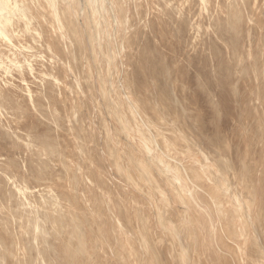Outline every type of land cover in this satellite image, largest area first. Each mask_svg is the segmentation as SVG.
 Returning a JSON list of instances; mask_svg holds the SVG:
<instances>
[{
  "label": "rangeland",
  "instance_id": "rangeland-1",
  "mask_svg": "<svg viewBox=\"0 0 264 264\" xmlns=\"http://www.w3.org/2000/svg\"><path fill=\"white\" fill-rule=\"evenodd\" d=\"M102 1H104L106 9L98 16L99 21L98 17L97 21L90 20V16H87L88 9L83 8L84 4L80 2L78 16L70 15L71 19L76 17L73 24H69L66 19L52 22L47 17L42 19L43 25L42 22L41 25L39 23L40 27L33 21L31 22L37 29L46 28V26L49 29L52 28L51 31L46 28V31H49L44 34L51 39L48 36L42 39V44L50 47L46 53H43L44 55L42 54V60L46 61L44 65L48 66L49 63V66L53 67L44 66L46 68L42 67V69L43 71L48 70L46 73L53 72L52 70L55 69L53 73H49L56 76L55 73L59 70L57 66L61 63L64 64L63 69L66 73H59L56 76L59 84L61 83L60 89L56 90L58 91L57 96L55 95L57 98L49 96L47 83L44 79V81L39 80L41 78L35 75V71H28L24 56L17 57L19 59H16L17 61L13 60V63L19 65V68L11 66L10 72L6 75L7 79L3 78L4 81L9 80L14 86H17V89H20L22 87L16 85V81L20 80L22 74L25 79V84H23L27 85L33 98L30 103H27L25 99L22 100L23 98L19 96L21 94L17 90L15 99L22 106H26L23 109H16L12 105L13 101H10L9 98L5 103L7 105L3 104L0 107V120H6L8 114V116L13 114L12 117L16 118L11 124H8L7 120L3 121L10 134L3 136L4 138L1 137L0 140L4 141L6 138L11 141L8 144L5 139L6 145L0 141V170H2L0 175H7L6 177H9L15 185H23L30 191H37L38 188L40 190L44 186L50 187L55 199L52 203L47 204V207L57 204L70 214L68 216L75 217L74 222L69 223V227L61 223H57V226L54 225L55 229L54 227H50V229L44 227L45 231L42 232V237L45 242L43 240L37 243L32 242L29 230H24L22 235L23 229L26 228L23 227L20 230L17 225L18 221L15 217L17 214H15V208L12 209L15 199L12 195L10 198L8 195V199H6L10 191L7 190V187L5 189V185L0 179V264H64L59 260V257L62 256V258L70 257L67 259L69 264H77L79 260L76 258L80 259V264H99V262L100 264H111L112 261L113 264H130V261L131 264H179V261L173 258V242L175 245L179 243L176 245V254L180 251L181 255H178L180 264H204L206 260L200 256L203 255L202 247L196 249L197 245H193V243L195 244L193 237L188 238L191 245L187 244L189 240L185 237L179 241L171 242L166 233L170 217L161 216L163 221L166 218L167 220L164 221L163 227H160V223H157L160 216L156 215L160 209L163 210V213L173 217L172 219L176 221L173 223L177 224V227L185 228L186 225V228L194 227L189 224L187 219L179 217V212L183 211L186 201L173 195L171 186L180 187L185 183L190 186L191 180L196 187L200 182V174L197 173L202 165L207 168L210 166L212 171H216L214 172L216 174L219 173L218 169L221 171L220 174L223 178V180L221 178V186L223 185L233 194L231 198L230 193L220 191L222 199L226 201L225 208L228 207L227 203L230 199L236 201L242 199L251 203L252 207L249 211L253 212L252 215L249 211L248 213L252 218L244 227H247L246 234L249 239H254L251 228L248 230V227H258L257 224L252 223L258 211L261 212L260 217L264 221V0H206L204 4L200 0ZM95 4H92L93 7ZM69 10L72 11L73 8L69 6ZM165 21H171L170 25L178 26L179 29L172 28V35H169L168 32L167 37L163 38ZM67 24L73 25L76 29ZM66 26L69 27L68 30ZM191 26L194 27V31L190 32L192 36L190 34L188 36ZM71 31L74 33H70ZM69 37L71 42L67 40ZM57 38L60 39L58 40L60 42L57 41ZM73 38L78 39V43H75L76 39L73 41ZM43 40L48 44H45ZM89 40L92 42L90 43ZM59 43L62 48L60 45L58 46ZM78 44L80 45L78 46ZM54 46L59 48H54ZM149 48L152 49L150 58L152 61L150 62L148 59L149 62L147 60L145 62L143 58L145 51ZM139 60H142L144 64L142 62L140 66ZM0 62L10 64L1 55ZM25 70L29 74L24 72ZM103 83L104 85H102ZM2 88L0 85V89ZM64 88H67L65 93H63ZM35 91H38V94L35 95ZM54 98L60 101H56ZM37 99L40 101L35 104ZM33 105H36L35 108ZM18 110L20 111L18 112ZM50 110L57 112L52 114L54 111L49 113ZM28 111L29 113H27ZM57 113L60 114L59 118L56 117ZM28 114H31L30 117ZM34 116L37 119L36 122L44 123L45 121L46 123L50 118V122L53 121L55 125L49 130L46 128V124L49 123L47 122L46 129L39 126L36 128L38 122L35 124ZM7 125L10 127L13 125L11 130ZM124 125L125 127H123ZM19 128H23V130L20 131ZM16 129L18 133L27 132L30 137L44 133L45 143L42 142V145L38 142L39 140L33 139V145L39 143L37 146L43 147L44 153L41 151L43 154L40 153V159L28 148H20L22 145L18 146L19 140L15 138L12 140L11 133L13 131L16 133ZM48 144L50 145L48 146ZM77 147L79 149H76ZM81 152L83 153L80 154ZM79 154L83 155V158ZM42 156L43 158H41ZM136 161L137 163H135ZM161 163H163V167ZM65 164L67 165L65 166ZM157 164L160 165L157 166ZM144 167L150 172L146 177L147 173L145 174ZM249 169L252 170L250 174L247 173ZM74 171H77L76 174ZM162 172H165L167 176L164 174L163 176ZM193 173H196L195 176ZM169 174L175 178L170 177ZM178 174L190 178L182 179L183 177L179 175L181 180L185 181L182 183ZM75 175L78 176L76 181L74 180ZM79 175L83 182L86 181L84 182L85 186L81 185L83 182L79 181ZM91 177L94 179L91 180ZM74 183L76 186L73 185ZM248 184L252 189L251 201L245 197V186ZM74 186L75 191L84 195L81 199L88 208L73 199ZM202 186H204L202 183L199 184L196 190L193 185H191L192 189L188 187L195 201L200 199L199 205L196 206L198 211L200 208V210L206 209L205 203H208L206 202V188L202 189ZM198 187L201 188L198 189ZM208 187L213 190L212 184ZM155 189L161 193L158 192L159 196ZM201 189L202 192H200ZM234 191L237 192V195H234ZM170 193L172 194L170 195ZM86 194L95 196L89 200V198H85ZM34 196L35 192L29 197L32 201H37L39 197ZM160 196L163 202L159 200ZM197 196L200 197L197 199ZM156 206L159 208L158 210ZM123 208L133 212L134 217L137 211H140L153 222L151 228L148 224L147 227L141 228L143 232H146L145 235L150 245L153 243L157 249L161 247L165 253L164 260H155L151 258V255H147L150 251H147L136 237L138 236L139 223L137 227L132 228L128 222L119 217V212H122ZM190 213L192 214L189 212L188 216L193 221ZM7 215H9L8 221L5 220ZM237 217L238 215L234 219L222 220V222L225 227L227 225L231 227L232 220H235L236 223L239 222ZM200 220L199 218L195 219L197 227L199 225L201 227L202 219L200 218ZM225 221L229 224H226ZM123 223H125L124 226ZM82 225L83 230L88 234L82 230ZM236 225V227H240L239 223ZM261 227H264V223ZM195 230L197 231V229ZM197 232L199 233V231ZM114 235L116 236L114 237ZM192 235L194 234L192 233ZM115 246H118L116 250ZM191 246H194L192 249L196 251L191 249V253L189 250ZM131 247H136L137 250L131 249ZM109 249L110 251H107ZM75 250H80V253ZM128 250L131 253L128 254ZM114 254L115 256H113ZM131 256L134 258L132 257V259ZM147 256H149L148 259ZM186 258L188 259L186 260ZM113 259L117 261L115 262ZM232 262L235 263L234 260ZM261 263L259 259V264Z\"/></svg>",
  "mask_w": 264,
  "mask_h": 264
},
{
  "label": "bare ground",
  "instance_id": "bare-ground-1",
  "mask_svg": "<svg viewBox=\"0 0 264 264\" xmlns=\"http://www.w3.org/2000/svg\"><path fill=\"white\" fill-rule=\"evenodd\" d=\"M107 1V0H106ZM112 1H116V0H112ZM80 2H81V4H84V6H83V8H87L88 10V15L87 16H90V20H96L97 21V17L100 15V13L102 14L103 13V10H105L106 8H104V4H103V2L104 1H102V0H0V55L2 56V57H4L6 60H7V62L8 63H10V64H5V63H1L0 62V85H1V87H3L2 89H0V107H1V105H7V104H5L6 102H8L7 101V99H9L10 101L12 100L13 102L12 103H14V104H12L16 109H23V107L24 106H26V105H24V106H22L20 103H18V101H17V99H15V97H17V90H19V93L21 94V95H19L20 97H22L23 99L22 100H24L25 99V101L28 103H30V101H31V99L33 98L32 96H31V92L28 90V88H27V85L25 86L24 84V82H25V79L23 78V75L21 74V76H20V80L19 81H16V80H14V81H16L17 83H16V85H18V86H21L22 88H20V89H17L16 87L17 86H14L13 85V83L12 82H10L9 80H6V81H4L3 80V78H5V79H7V74L10 72V69L9 68H11V66H13V67H15V68H19V65H16V64H14L13 63V60H19L18 58L20 57V56H24V58H25V63L27 64V68H28V71H35V75H37L39 78H41V79H39V80H45L46 81V83H47V90H48V94H50L49 96H51V98H53V97H56L57 96V92L58 91H56V90H59L60 89V84H59V82H58V78L56 77V76H58L59 75V73L61 74H65L66 72L64 71V69H63V65L64 64H62L61 63V65H58L57 67L59 68V70H57V73H55L56 74V76H54V75H52L51 73H53L54 72V70H52L53 72H51V71H49V72H51V73H46L47 71H43V69H42V67L43 68H46V67H44V66H47V64L46 65H44L45 63L44 62H46V61H44V60H42V54L43 53H46V51H47V49L49 50V48L46 46V45H44V44H42L43 42H42V39L45 37V36H48V35H45L44 36V34H45V32H48L49 30L51 31V29H49L48 28V26H46V28H48L49 30L48 31H46L47 29L46 28H40V29H37L35 26H33L32 24H31V22L33 21L34 23H36L39 27H40V25H41V22H42V19H44V17H47V19L49 18L50 20H52V22H54V21H59L60 19L62 20V19H66L67 21H68V23L70 24H73V23H75L74 22V20L76 19V17L78 16V14H79V10H78V7H79V5H80ZM96 2H99V3H96ZM117 2V1H116ZM200 2L201 3H205L206 2V0H200ZM97 5H96V4ZM113 3V2H112ZM180 3H182V2H180ZM95 4V6L93 7V5ZM200 4V3H199ZM207 4V3H206ZM69 6H71V8H73V10L72 11H70L69 10ZM108 6V5H107ZM183 6V5H182ZM110 8V7H109ZM144 8V7H143ZM186 9V8H185ZM86 10V9H85ZM183 10V9H182ZM117 13V12H116ZM72 14H75L76 15V17L74 18V19H71L70 18V15H72ZM188 14V13H187ZM190 14V13H189ZM107 17H109V15H106ZM111 16H113V15H111ZM104 17V16H103ZM95 18V19H94ZM106 18V17H105ZM186 18V17H185ZM189 18V17H188ZM187 18V19H188ZM47 19H45V20H47ZM110 19V18H109ZM103 20V19H102ZM48 21V20H47ZM84 21V20H83ZM88 21V20H87ZM98 21H99V17H98ZM110 21V20H109ZM171 21H172V19H171ZM171 21L170 22H168V21H165V26L163 27V33H164V36L163 35H160V36H163V38L166 36L167 37V33L169 32V35H172V33H173V31H172V28H174L175 29V27L174 26H172V24L170 25V23H171ZM176 21V20H175ZM187 21V20H186ZM44 22H46V21H44ZM173 22V21H172ZM39 23H40V25H39ZM48 23H49V21H48ZM101 23V22H100ZM105 23V22H104ZM106 23H108V22H106ZM174 23V22H173ZM69 24H67V25H69ZM162 24V23H161ZM42 25H43V22H42ZM45 25H46V23H45ZM44 25V26H45ZM84 25V24H83ZM102 25H104V24H102ZM175 25H178V24H176L175 23ZM37 26V27H38ZM69 26H71V25H69ZM108 26V25H107ZM106 26V27H107ZM65 27V26H64ZM67 27V26H66ZM72 28L74 27L73 25L71 26ZM101 27V26H100ZM68 28L69 27H67V30H68ZM75 28V27H74ZM87 28L89 29V27L87 26ZM157 28V27H156ZM176 28H178V26L176 27ZM188 28V27H187ZM194 27L193 26H191V27H189V32H188V36H189V34L191 35L192 33H190V32H192V31H194V29H193ZM71 29V28H70ZM76 29V28H75ZM99 29V28H98ZM101 29V28H100ZM106 29V28H105ZM179 29V28H178ZM65 30H66V28H65ZM64 30V32H66ZM73 30V29H72ZM177 30V29H176ZM175 30V31H176ZM70 31V30H69ZM75 31V30H74ZM74 31H71L70 33H74ZM89 31V30H88ZM99 31V30H98ZM106 31V30H105ZM161 31H162V29H161ZM174 31V32H175ZM180 31V30H179ZM187 31H188V29H187ZM77 32V31H76ZM50 33V32H49ZM56 33H57V30H56ZM62 33H63V30H62ZM67 34V35H70V36H73V35H71V34ZM72 33V34H73ZM78 33V32H77ZM105 33H107V32H105ZM161 33V32H160ZM47 34V33H46ZM58 34V33H57ZM102 34V33H101ZM62 35V34H61ZM65 35V34H64ZM63 35V38L65 37ZM97 35V34H96ZM52 36V35H51ZM56 36V35H55ZM58 36L60 37V35L58 34ZM77 36V35H76ZM192 36V35H191ZM49 37V36H48ZM67 38H68V36H66ZM74 37H75V35H74ZM105 37V36H104ZM47 38V37H46ZM50 38V37H49ZM48 38V39H49ZM90 38V37H89ZM171 38H172V36H171ZM51 39V38H50ZM50 39H49V41H50ZM74 39H76V38H73V41H74ZM81 39V38H80ZM105 39V38H104ZM109 39V38H108ZM111 39V38H110ZM169 39H170V37H169ZM45 40V39H44ZM43 40V41H44ZM53 40V39H52ZM51 40V41H52ZM58 40H60V39H58L57 38V41ZM64 40V39H63ZM66 40V39H65ZM67 40H71L70 39V37H69V39H67ZM78 39H76L75 40V43H78V41H77ZM99 40V39H98ZM107 40V39H106ZM77 41V42H76ZM90 41V40H89ZM109 41V40H108ZM107 41V42H108ZM131 41V40H130ZM132 41H134V40H132ZM45 42V44H48V42L46 43V41H44ZM58 42H60V41H58ZM71 42V41H70ZM92 41H90V43H91ZM52 43V42H51ZM55 43H57V42H55ZM54 43V44H55ZM62 43V42H61ZM98 43V42H97ZM53 44V45H54ZM82 44V43H81ZM95 44V43H94ZM129 44H131V43H129ZM134 44V43H133ZM60 45V43L58 44V46ZM80 44H78V46H79ZM106 45V44H105ZM57 46V47H58ZM53 47V46H52ZM56 46H54V48H57ZM60 47H61V45H60ZM105 47V46H104ZM115 47V46H114ZM59 48V47H58ZM62 48V47H61ZM76 48H77V46H76ZM80 48V47H79ZM107 48V47H106ZM100 49V48H99ZM141 49V48H140ZM139 49V50H140ZM58 50V49H57ZM61 50V49H60ZM77 50H79V49H77ZM55 51V50H54ZM109 51V50H108ZM58 52L60 53V51L58 50ZM62 52V51H61ZM99 52V51H98ZM57 53V52H56ZM49 54V53H48ZM84 54V53H83ZM107 54V53H106ZM44 55V54H43ZM58 55V54H57ZM142 55V54H141ZM144 55V54H143ZM46 56V55H45ZM50 56V55H49ZM81 56V55H80ZM18 57V58H17ZM57 57V56H56ZM152 57V49H147L146 51H145V55H144V61L145 60H147V62H149L150 61V58ZM141 58H142V56H141ZM140 58V59H141ZM3 59V58H2ZM1 59V60H2ZM47 59V58H46ZM56 59V58H55ZM148 59H149V61H148ZM16 60V61H17ZM59 60H60V58H59ZM21 61V60H20ZM56 61V60H55ZM62 61H64V60H62ZM140 61V60H139ZM152 61V60H151ZM150 61V62H151ZM143 61L141 60L140 62H139V65L142 63ZM146 62V61H145ZM18 63H20V62H18ZM50 64L52 65V62H50ZM54 64V63H53ZM143 64H144V62H143ZM150 64V63H149ZM22 66V65H21ZM24 66V65H23ZM67 66V65H66ZM96 66V65H95ZM106 66V65H105ZM141 66V65H140ZM48 68L50 67L49 66V63H48V66H47ZM53 67V66H52ZM52 67H50V68H52ZM140 68V67H139ZM68 71V70H67ZM24 72H26V73H28L26 70L24 71ZM23 72V73H24ZM56 72V71H55ZM98 72V71H97ZM17 73V72H16ZM106 73V72H105ZM18 74V73H17ZM29 74V73H28ZM31 74H34V73H31ZM6 76V77H5ZM10 76V75H9ZM32 76V75H31ZM30 76V77H31ZM105 77H107V76H105ZM92 78V77H91ZM30 79V78H29ZM102 79V78H101ZM105 79V78H104ZM43 80V81H44ZM100 80V79H99ZM13 81V82H14ZM43 81H40L41 83L43 82ZM24 83V84H23ZM28 83V82H27ZM45 83V82H44ZM43 83V84H44ZM64 83V82H63ZM105 84H106V82H104ZM104 83L102 84V85H104ZM110 85V84H109ZM29 86V85H28ZM106 87V86H105ZM31 88V87H30ZM36 88V87H35ZM39 88V87H38ZM37 88V89H38ZM46 88V87H45ZM104 88V87H103ZM105 89H107V88H105ZM40 90V92H41V89H39ZM44 90V89H43ZM38 91H35V95H36V93H37ZM39 92V93H40ZM43 92V91H42ZM65 92H67V88H64V91H63V93H65ZM106 92V91H105ZM38 94V93H37ZM43 94V93H42ZM46 94V93H45ZM45 94H44V96H45ZM105 94V93H104ZM41 95V94H40ZM56 95V96H55ZM64 95V94H63ZM49 96H47V97H49ZM53 96V97H52ZM75 96V95H74ZM40 97V96H39ZM37 98V97H36ZM42 98V97H41ZM57 98V97H56ZM79 98V97H78ZM105 98H106V96H105ZM34 99H35V97H34ZM39 99V98H38ZM38 99L35 101L36 103L35 104H37V103H39V101H38ZM20 100V99H19ZM21 100V101H22ZM52 100V99H51ZM54 100H56L55 98H54ZM58 100V99H57ZM56 100V101H57ZM58 101H60V100H58ZM64 101V100H63ZM67 101V100H66ZM78 101V100H77ZM82 101V100H81ZM21 103H23V102H21ZM63 103V102H62ZM65 103V102H64ZM74 103H75V101H74ZM81 103H83V102H81ZM11 104V103H10ZM25 104V103H24ZM32 104H34L33 102H32ZM40 104H41V102H40ZM40 104H38V105H40ZM53 104V103H52ZM56 104H57V102H56ZM61 104V103H60ZM9 105V104H8ZM28 105V104H27ZM66 105V104H65ZM97 105V104H96ZM10 106V105H9ZM35 106L36 105H33V108H35ZM42 106V105H41ZM68 106V105H67ZM11 107V106H10ZM66 107V106H65ZM71 107H72V105H71ZM80 107V106H79ZM3 108V107H2ZM37 108V107H36ZM42 108V107H41ZM48 108V107H47ZM67 108V107H66ZM74 108V107H73ZM27 109V108H26ZM28 109H29V107H28ZM40 109V108H39ZM73 110V109H72ZM119 110H121V109H119ZM17 111V110H16ZM20 110H18V112H19ZM46 111V110H45ZM52 111H54V110H52ZM51 110L49 111V113L50 112H52ZM115 111H116V109H115ZM47 112V111H46ZM57 111H54V113H52V114H55ZM27 113H29V111L27 112ZM41 113V112H40ZM113 113V112H112ZM123 113V112H122ZM9 115V114H8ZM7 115V118L6 117H3V118H6V120H7V123L8 124H11V122L13 123L14 121H15V119H14V117H12L13 116V114H10V115H12V116H8ZM29 115V117H30V115L31 114H28ZM27 115V116H28ZM48 115V114H47ZM51 115V114H50ZM58 115L60 116V114H56V117H58ZM66 115H67V113H66ZM52 116V115H51ZM73 116V115H72ZM35 117V116H34ZM55 118V117H54ZM59 118V117H58ZM57 118V119H58ZM68 119H69V117H67ZM120 118V117H119ZM27 119V118H26ZM25 119V120H26ZM34 119V118H33ZM65 119V118H64ZM63 119V120H64ZM79 119V118H78ZM115 119H116V117H115ZM138 119V118H137ZM5 119H1L0 120V138L2 137V138H4L3 136H5V135H8V134H10V131L7 129V127H6V123H3V121H4ZM6 120H5V122H6ZM35 124L37 123V127L36 128H38V126L40 127V128H45V124L47 123V122H49L48 123V125L46 124V128L47 129H52L51 127L52 126H54L55 125V123H53V121L52 122H50V118H49V120H47L46 121V123H45V121H44V123H41V122H39V121H37L36 122V117H35ZM33 120V121H34ZM52 120V119H51ZM99 120H100V118H99ZM120 121H121V118L119 119ZM74 121V120H73ZM85 122V121H84ZM103 122V121H102ZM24 123V122H23ZM52 125H51V124ZM86 123V122H85ZM101 123V122H100ZM105 123V122H104ZM129 123V122H128ZM17 124V123H16ZM29 125V127H30V124H28ZM65 125V124H64ZM63 125V126H64ZM7 126H9L10 127V125H7ZM17 126V125H16ZM25 126V125H24ZM35 126V125H34ZM49 126V127H48ZM62 126V125H61ZM82 126V125H81ZM102 126V125H101ZM13 127V125H11V127H10V130H11V128ZM21 127V126H20ZM26 127V126H25ZM28 127V126H27ZM123 127H125V125L123 126ZM150 127V126H149ZM15 128V127H14ZM13 128V129H14ZM24 128V127H23ZM23 128L22 129H20V131L21 130H23ZM42 128V129H43ZM45 128V129H46ZM159 128V127H158ZM157 128V129H158ZM25 129V128H24ZM29 129V128H28ZM35 129V128H34ZM79 130V129H78ZM125 130V129H124ZM128 130V129H127ZM19 131V132H20ZM108 131V130H107ZM160 131V130H159ZM42 132V131H41ZM146 132V131H145ZM145 132H144V134H145ZM151 132V131H150ZM147 133H149V132H147ZM12 135V140H13V138H15V139H17V140H19L20 142H17L19 145L18 146H20V145H22L20 148H28L30 151H33V153H35V155L37 156V158H39L40 159V153H44V151H43V147L41 146H37L39 143H41V145H42V142L43 143H45L44 141H45V139L43 138V134L44 133H40L38 136H35V137H30L29 135H28V133L26 132L25 133V131H24V133H18L17 132V129H16V133H14V131H13V133H11ZM105 135V134H104ZM10 136V135H9ZM45 136V135H44ZM82 136V135H81ZM8 137V136H7ZM58 137V136H57ZM31 138V139H30ZM108 138V137H107ZM131 138V137H130ZM6 139V138H5ZM5 139H4V141H5ZM14 139V140H15ZM33 139L34 140H36V141H38L39 143L37 144V145H33ZM7 140V139H6ZM16 140V141H17ZM47 140H48V138H47ZM73 140H75V139H73ZM0 141H2V140H0ZM4 141H2V142H4ZM8 141V144H9V142L11 141V140H7ZM50 141V140H49ZM49 141H47L48 143H49ZM131 141V140H130ZM142 141V140H141ZM150 141V140H149ZM157 141V140H156ZM1 142V143H2ZM51 142V141H50ZM106 142V141H105ZM151 142V141H150ZM5 143V142H4ZM4 143H3V145H4ZM7 143V142H6ZM6 143H5V145H6ZM21 143V144H20ZM154 143V142H153ZM50 144H52L53 145V143H50ZM50 144H48V146L50 145ZM2 145V146H3ZM154 145V144H153ZM159 145V144H158ZM7 146H9V145H7ZM44 146V145H43ZM6 147V146H5ZM12 147V146H11ZM10 147V149H12ZM16 147V146H15ZM1 148V147H0ZM32 149V150H31ZM52 149V148H51ZM75 149V148H74ZM76 149H79L78 147L76 148ZM154 149H155V147H154ZM25 150V149H24ZM29 150H26V151H29ZM44 150H45V148H44ZM53 150V149H52ZM158 150H159V148H158ZM42 151V152H41ZM46 151V150H45ZM77 151V150H76ZM80 151V150H79ZM82 151V150H81ZM154 151V150H153ZM163 151V150H162ZM165 151V150H164ZM49 152V151H48ZM60 152V151H59ZM65 152V151H64ZM155 152V151H154ZM158 152V151H157ZM42 153V154H43ZM50 153V152H49ZM83 152H81L80 154H82ZM162 153V152H161ZM26 154V153H25ZM46 154V153H45ZM51 154V153H50ZM79 154V156H81ZM97 154V153H96ZM111 154V153H110ZM167 154V153H166ZM112 155V154H111ZM43 156H45V155H43ZM43 156L41 157V158H43ZM55 156V155H54ZM76 156L78 157V155L76 154ZM156 156V155H155ZM154 156V158H156ZM159 156V155H158ZM169 156V155H168ZM49 157V156H48ZM47 157V158H48ZM52 157H53V155H52ZM56 157V156H55ZM57 157H59V156H57ZM82 158H83V155L81 156ZM121 157V156H120ZM170 157V156H169ZM32 158V157H31ZM45 158H46V156H45ZM94 158H95V156H94ZM93 158V159H94ZM107 158V157H106ZM111 158V157H110ZM38 159V160H39ZM52 159V158H51ZM59 159V158H58ZM153 159V158H152ZM157 159V158H156ZM37 160V161H38ZM86 160V159H85ZM150 160V159H149ZM158 160V159H157ZM156 160V161H157ZM159 160H162V159H159ZM40 161V160H39ZM89 161V160H88ZM91 161V160H90ZM108 161V160H107ZM153 161H155L154 159H153ZM139 162H140V160H139ZM170 162V161H169ZM86 163V162H85ZM135 163H137V161L135 162ZM135 163H133V164H135ZM166 163H167V161H166ZM115 164V163H114ZM131 164V163H130ZM140 164V163H139ZM67 164H65V166H66ZM110 165H111V163H110ZM138 165V164H137ZM141 165V164H140ZM158 165H160V164H157V166ZM161 165H162V167H163V163H161ZM89 166V165H88ZM168 166H169V164H168ZM217 166V165H216ZM29 167V166H28ZM84 167V166H83ZM118 167V166H117ZM136 167V166H135ZM139 167V166H138ZM77 168H78V166H77ZM168 169H169V167H167ZM217 168V167H216ZM84 169H86V167H84ZM143 169V168H142ZM142 169H140V170H142ZM144 169H145V167H144ZM157 169V168H156ZM172 169V168H171ZM170 169V170H171ZM7 170V169H6ZM78 170V169H77ZM138 170V169H137ZM140 170H139V172H140ZM146 170V169H145ZM169 170V171H170ZM174 170V169H173ZM185 170V169H184ZM0 171H2V170H0ZM121 171V170H120ZM192 171V170H191ZM251 169H249L248 170V172L247 173H251ZM75 172H77V171H74V174H76ZM115 172V171H114ZM141 172H143V170L141 171ZM145 172V177L148 175V173L150 174V172L148 171V170H146V171H144ZM143 172V173H144ZM160 172V171H159ZM166 172V171H165ZM165 172L163 173L162 172V175L164 174V175H166L165 174ZM173 172V171H172ZM174 172H175V170H174ZM174 172L172 173V174H174ZM184 172V171H183ZM194 172H196V171H194ZM214 172H216V171H212V168L209 166L208 168L207 167H205V166H201V169H200V171H198V173L197 174H200V182L204 185V186H202L203 188L202 189H204V188H206V193H207V201L206 202H208V203H205V201H203L204 203H205V205H206V209H202V210H200L199 209V211L198 210H196V206H198L199 205V202H200V199H199V201H195V199H194V197H193V195H192V192L190 191V189L188 188V187H190L191 188V185H193V187H195L194 186V184H192V182H191V180H190V183H191V185L190 186H188V183H187V185H185L186 183H185V181H182L181 180V178L179 177V175L180 174H183V173H180V174H178V177H179V179H180V181L182 182V183H185L184 185H182V186H180V187H177V186H171V189H172V192L174 193L173 195H176L179 199H181L182 201H186V203H184V209H183V211H180L179 212V217L181 216L182 218H184V219H187V221L189 222V224L191 225V226H193L194 225V227H188V228H186L187 227V225L185 226V228H183L182 226H180V228H179V226L177 227V224L175 225V223H173V222H176L174 219H172L173 217L172 216H170V215H168L167 213L165 214V213H163L157 206V210L159 209V211H157V214L156 215H158V216H160V217H158V221H157V223H160L159 224V226L160 227H163V224H164V221H166L167 220V218H166V220H164L163 221V218H161V216H168V217H170L169 218V220H168V223H169V225H168V228H166V233H167V235L169 236V240L171 241V242H173V241H179L180 239H183L184 237H185V239L187 238H190V237H193V240H194V242H195V244L193 243V245H197L196 247V249H198V248H201L202 247V252H203V255H200V256H202V258H203V260L205 259L206 261V263H204V264H259V259H260V261L264 264V227H261L262 226V223H264V221H262V219H261V217H260V213L261 212H259L258 211V213H254L255 214V216L256 217H254V222H252V223H255V224H257L258 225V227L257 226H255V227H248V230L251 228V232H252V234L254 235V239H249V237H248V235L246 234L247 233V227H244L245 225L247 226V224L250 222L249 220H250V218H252V217H250V215H252V212L251 211H249V209L251 210V207H252V205H251V203H247L246 201H243L242 199L241 200H232V199H230V201H229V203H227L228 204V207L227 208H225L224 207V203H226V201L224 200V199H222V194H221V192H227V194H229L230 192H229V190L228 189H226V188H224L223 187V185L221 186V182H222V180H223V178L221 177V175L222 174H220V170L218 169V174H216V173H214ZM3 173V172H2ZM80 173V172H79ZM83 173V172H82ZM94 173V172H93ZM156 173V172H155ZM170 173V172H169ZM179 173V172H178ZM186 173V172H185ZM195 173V174H196ZM84 174V173H83ZM121 174H123V173H121ZM168 174V173H167ZM171 174V173H170ZM169 174V175H170ZM187 174V173H186ZM185 174V175H186ZM195 174L193 173V175L195 176ZM48 175V174H47ZM160 175V174H159ZM163 175V176H164ZM176 175H177V173H176ZM184 175V174H183ZM183 175L181 176V177H183ZM189 175V174H188ZM219 175V176H218ZM1 177H0V179H1V181H3V183H4V185H5V189H6V187H7V190L8 191H10V194L8 193L7 194V198L6 199H8V195H9V198L11 197L10 195H12V197H13V199H15V205H13L14 207L12 208V209H14L15 208V211H16V213L15 214H17L15 217H16V219H17V221H18V226L20 227V230L21 229H23V227H25L26 229H23V231H22V235H23V233H24V230H29V234H30V239L32 240V242H35V243H37V242H39V241H42L43 240V237H42V232H44L45 230H44V227H48L49 229H50V227H54V229L56 228V226H57V223H61L62 225L63 224H66V225H68V227H69V223H72V222H74V217L75 216H68V215H70L64 208H62V206L60 207V206H58L57 204H52L50 207H47V204H49V203H52V201H54V199H55V195L51 192V189H50V187H48V186H42L43 188L42 189H40L39 190V188H38V190L37 191H30V189H28L27 187H25V186H23V185H21V186H19V185H15V183L9 178V177H6L7 175H0ZM80 176V175H79ZM95 176H97V175H95ZM95 176H93V177H95ZM167 176V175H166ZM165 176V177H166ZM190 176H192V175H190ZM193 176V177H194ZM39 177V176H38ZM74 177V176H73ZM78 177V176H77ZM76 177V175H75V177H74V180L77 178ZM99 177V176H98ZM97 177V178H98ZM127 177V176H126ZM170 177H173V175L171 176L170 175ZM170 177H167V178H170ZM188 176H186V178H187ZM96 178V177H95ZM141 178V177H140ZM166 178V179H167ZM173 178H175V177H173ZM185 178V176L182 178V179H184ZM185 178V179H186ZM188 178H190V177H188ZM196 178V177H195ZM199 178V177H198ZM221 178H222V180H221ZM86 179H87V177H86ZM85 179V180H86ZM94 179V178H93ZM92 179V177H91V180H93ZM100 179V178H99ZM163 179H165V178H163ZM171 179V178H170ZM176 179H177V177H176ZM179 179H177V180H179ZM101 180V179H100ZM122 180V179H121ZM130 180V179H129ZM144 180V179H143ZM155 180V179H154ZM189 180V179H188ZM194 180V179H193ZM196 180H197V178H196ZM76 181V180H75ZM74 181V182H75ZM78 181V180H77ZM79 181L80 182H83V180H82V178H81V176H80V178H79ZM133 181V180H132ZM179 181V182H180ZM199 181V180H198ZM84 182H86V181H84ZM81 183V185H84L85 186V183ZM99 182V181H98ZM100 182H102V180L100 181ZM138 182V181H137ZM144 182H145V180H144ZM153 182V181H152ZM178 182V183H179ZM187 182V181H186ZM197 182V181H196ZM200 182H198L199 184H201ZM2 183V182H1ZM76 183V182H75ZM75 183L73 184V185H75ZM78 183V182H77ZM87 183H89V181L87 180ZM86 183V184H87ZM178 183H176V184H178ZM193 183H194V181H193ZM130 184V183H129ZM171 184V183H170ZM198 184V185H199ZM210 184H212V187H213V190H210L209 189V187H211V186H209L208 187V185H210ZM79 185V184H78ZM88 185V184H87ZM86 185V186H87ZM90 185V184H89ZM102 185V184H101ZM172 185V184H171ZM198 185H196V187L198 186ZM214 185V186H213ZM224 185H226V184H224ZM76 186V185H75ZM75 186H74V191L76 190V188H75ZM135 186H136V184H135ZM155 186V185H154ZM201 186V185H200ZM39 187V186H38ZM147 187V186H146ZM196 187L194 188V190H196ZM58 188V187H57ZM136 188V187H135ZM154 188H156V187H154ZM162 188V187H161ZM161 188H159V189H161ZM199 188H201V187H198V189ZM229 188V187H228ZM145 189V188H144ZM163 189V188H162ZM192 189V188H191ZM202 189L200 190V192H202ZM233 189V188H232ZM57 190V189H56ZM73 190H71V191H73ZM80 190V189H79ZM165 190V189H164ZM215 190H217V191H215ZM141 191V190H140ZM146 191V190H145ZM155 191H156V193L158 194V196H159V190L157 191L156 189H155ZM221 191V192H220ZM238 191V190H237ZM6 192V191H5ZM35 192V196L38 198L37 199V201H32V199H30V195L32 196V193H34ZM111 192V191H110ZM159 192V193H158ZM168 192V191H167ZM217 192V193H216ZM235 192V191H234ZM97 193V192H96ZM204 193V192H203ZM237 192H235V194L234 195H237L236 194ZM245 193H246V196L245 197H248L249 199H250V201H251V196H252V189H251V187H250V185L248 184V185H246L245 186ZM3 194V193H2ZM75 195L73 196V199L76 201H79V203L81 202L82 204H83V207L84 206H86L87 207V204L86 203H84L83 201H82V199L81 198H83L84 197V195H82V194H80V193H78V191H75V193H74ZM161 194V193H160ZM172 193H170V195H171ZM5 195V194H4ZM3 195V196H4ZM104 195V194H103ZM108 195V194H107ZM164 195V194H163ZM203 195V194H202ZM201 195V196H202ZM230 195H231V198L233 197V194L232 193H230ZM34 196V197H35ZM72 196V195H71ZM95 196V195H94ZM94 196H92V194H89V195H85V198H89V200L91 199L92 200V198H94ZM165 196V195H164ZM167 196H168V194H167ZM175 196V197H176ZM196 196V195H195ZM204 196V195H203ZM68 197V196H67ZM108 197V196H107ZM172 197V196H171ZM176 197V198H177ZM198 197H200V196H197L196 198L198 199ZM237 197V196H236ZM104 198H106V197H104ZM123 198V197H122ZM36 199V198H35ZM162 199H163V197H162ZM166 199V198H165ZM164 199V200H165ZM168 199H169V197H168ZM202 199H203V197H202ZM239 199V198H238ZM85 200V199H84ZM98 200H99V198H98ZM106 200V199H105ZM159 200H161V196H160V199ZM95 201V200H94ZM103 201V200H102ZM162 201V200H161ZM166 201V200H165ZM175 201H176V199H175ZM85 202H87V201H85ZM89 202V201H88ZM163 202V201H162ZM170 202V201H169ZM173 202V201H172ZM177 202V201H176ZM180 202V201H179ZM203 202H201V203H203ZM8 203V202H7ZM103 203V202H102ZM106 203H107V200H106ZM126 203V202H125ZM165 203H167V202H165ZM81 204V205H82ZM101 204V203H100ZM110 204V203H109ZM173 204V203H172ZM171 204V205H172ZM176 204V203H175ZM240 204H242V205H240ZM167 205V204H166ZM169 205V204H168ZM178 205V204H177ZM182 205H183V203H182ZM101 206V205H100ZM170 206V205H169ZM168 206V207H169ZM174 206V205H173ZM181 206V205H180ZM179 206V207H180ZM167 207V209H169ZM176 207V206H175ZM202 207H203V205H202ZM205 207V206H204ZM88 208V207H87ZM102 208V207H101ZM107 208V207H106ZM165 208V207H164ZM81 209H82V207H81ZM95 209V208H94ZM104 209V208H103ZM125 208H123V211H122V209H121V211L122 212H119V214H120V216L119 217H122L126 222H128L129 223V225H130V227H137V224L139 223V225H138V233L135 231V233H137L138 234V236H136L137 237V240H138V242L139 243H141L143 246H145L144 248H146L147 249V251L149 250L150 252H149V254H147V255H151L152 257L151 258H153V259H155V260H164V252H163V250L161 249V247L159 248V249H157V248H155L154 247V245H153V243H151V245H150V243H149V241H147V237H146V235H145V233L146 232H143V230H142V228L141 227H147L146 225L148 224V226L151 228V225H152V223L153 222H151V220L147 217L146 218V216L142 213V212H138L137 211V213H136V216L134 217V215H133V212H131L130 210H124ZM173 209H174V207H173ZM90 210H92V209H90ZM153 210V209H152ZM165 210H166V208H165ZM181 210V209H180ZM193 210V211H192ZM11 211H13V210H11ZM77 211V210H76ZM81 211H83V210H81ZM86 211V210H85ZM107 211V210H106ZM186 211H188V212H186ZM248 211H249V213H250V215H249V213H248ZM14 212V211H13ZM164 212H166V211H164ZM168 212V211H167ZM169 212H171V210L169 211ZM189 212H192V214H191V216H192V218H193V221H191L192 219H190V217L188 216V213ZM7 213V212H6ZM10 213H12V212H10ZM84 213H86V212H84ZM91 213V212H90ZM89 213V214H90ZM222 215H221V214ZM170 214V213H169ZM174 214V213H173ZM86 215V214H85ZM114 215V214H113ZM171 215H172V212H171ZM236 215H238V223L240 224V227H236L237 225L236 224H238V223H236V222H234L233 220H232V226H235V227H230V225H229V227H228V225H227V227H225V224L222 222V220H228V219H234V217H236ZM263 215V214H262ZM261 215V216H262ZM4 216V215H3ZM8 216L9 215H7L4 219L5 220H7L8 221ZM89 216V215H88ZM115 216V215H114ZM175 216V215H174ZM10 218H11V216H10ZM85 218V217H84ZM84 218L82 219V222H83V220H84ZM198 218H199V221H201L200 220V218L202 219V222H201V227H200V225H199V227H197V225H196V223H195V219L196 220H198ZM263 218V217H262ZM162 219V220H161ZM177 220V219H176ZM10 221V220H9ZM155 221V220H154ZM62 222H64V223H62ZM172 222V223H171ZM197 222V221H196ZM217 222H218V225H217ZM226 222V224L228 223L227 221H225ZM235 223V225H234V223ZM8 223V222H7ZM51 223V224H50ZM54 223V224H53ZM223 223V224H222ZM230 223H231V220H230ZM74 224V223H73ZM124 224L125 223H123V226H124ZM156 224V223H155ZM154 224V225H155ZM198 224V223H197ZM229 224V223H228ZM54 225H56V226H54ZM180 225H181V222H180ZM184 225H185V223H184ZM183 225V226H184ZM224 227H223V226ZM71 226V225H70ZM73 226V225H72ZM85 226H86V224H85ZM128 226V225H127ZM164 226H166V225H164ZM222 226V227H221ZM97 227V226H96ZM140 227V228H139ZM148 227V228H149ZM154 227V226H153ZM82 230L84 229L83 228V225H82ZM120 228H121V226H120ZM124 228V227H123ZM183 228V229H182ZM193 228H195V229H197V231H199V233L195 230V229H193ZM48 229V230H49ZM52 229V228H51ZM64 229H65V227H64ZM100 229V228H99ZM126 229H128V228H126ZM153 229V228H152ZM155 229V228H154ZM165 229V228H164ZM188 229V230H187ZM53 230V229H52ZM90 230V229H89ZM91 230H92V228H91ZM102 230V229H101ZM118 230H120V229H118ZM117 230V231H118ZM192 230H193V232H192ZM51 231V230H50ZM50 231H48V232H50ZM55 231V230H54ZM85 233H87L88 234V232L87 231H85V230H83ZM120 231H122V230H120ZM119 231V232H120ZM125 231V230H124ZM148 231V230H147ZM151 231V230H150ZM21 232V231H20ZM92 232V231H91ZM26 233H27V231H26ZM47 233V232H46ZM45 233V234H46ZM101 234H102V232H100ZM134 233V234H135ZM192 233L194 234V235H192ZM20 234V233H19ZM98 234H99V232H98ZM121 234V233H120ZM150 234V233H149ZM26 235H28V234H26ZM123 235V234H122ZM127 235V234H126ZM131 235V234H130ZM25 236V235H24ZM42 238H41V237ZM43 236H45L44 234H43ZM116 235H114V237H115ZM132 236V235H131ZM46 237V236H45ZM126 237V236H125ZM129 237V236H128ZM234 237V238H233ZM7 238V237H6ZM40 238H41V240H40ZM113 238V237H112ZM132 238V237H131ZM168 238V237H167ZM106 239V238H105ZM104 239V240H105ZM5 240V239H4ZM31 240H30V242H31ZM84 240V239H83ZM99 240H101V239H99ZM133 240V239H132ZM168 240V241H169ZM189 240V242H187V244L189 243L190 245L192 244V243H190V239H188ZM232 240V241H231ZM27 241V240H26ZM44 241V240H43ZM108 241V240H107ZM1 242H2V240H1ZM32 242H31V244H32ZM45 242V241H44ZM105 242H106V240H105ZM42 243V242H41ZM103 243V242H102ZM108 243V242H107ZM184 243V242H183ZM118 244V243H117ZM116 244V245H117ZM177 244H179V243H177ZM176 244V245H177ZM33 245V244H32ZM36 245H38V244H36ZM108 245V244H107ZM115 245V244H114ZM176 245L174 244V242H173V258H174V260H178L179 261V264H180V260H179V258H180V256H178V255H181V254H179V252L180 251H178V254H176ZM76 246V245H75ZM111 246H112V244H111ZM136 246V245H135ZM140 246V245H139ZM142 246V247H143ZM168 246V245H167ZM169 246H170V243H169ZM184 246H186V245H184ZM189 246V245H188ZM33 247H34V245H33ZM32 247V248H33ZM52 247V246H51ZM77 247V246H76ZM116 247H118V246H115L114 247V249L116 250ZM172 247V246H171ZM179 247H180V245H179ZM178 247V248H179ZM194 247V246H193ZM192 246H191V248L189 249V250H191L192 248H193ZM245 247V248H244ZM50 248V247H49ZM133 247H131V249H132ZM136 248V247H135ZM135 248H133V249H135ZM52 249V248H51ZM76 249V248H75ZM102 249V248H101ZM104 249V248H103ZM130 249V248H129ZM180 249V248H179ZM111 250H112V248H111ZM135 250H137V249H135ZM168 250H169V248H168ZM178 250V249H177ZM184 250H186L187 251V249H184ZM192 250H194V249H192ZM192 250H191V253H192ZM42 251V250H41ZM78 251V253H80L79 251L80 250H75V252H77ZM102 251V250H101ZM107 251H110V249L109 250H107ZM194 251H196V250H194ZM194 251H193V253H194ZM103 252H104V250H103ZM128 252V254H129V250L127 251ZM136 252V251H135ZM135 252H134V254H135ZM140 252V251H139ZM170 252V251H169ZM131 253V252H130ZM133 253V252H132ZM172 253V252H171ZM170 253V254H171ZM182 253H183V251H182ZM188 253H189V251H188ZM201 253V252H200ZM105 254H107L106 252H105ZM127 254V253H126ZM133 254V255H134ZM139 254V253H138ZM169 254V255H170ZM110 255H111V252H110ZM195 255V254H194ZM73 256V255H72ZM75 256H76V254H75ZM98 256V255H97ZM104 256V255H103ZM113 256H115V254L113 255ZM124 256V255H123ZM127 256V255H126ZM135 256V255H134ZM134 256H131V258L133 257L134 258ZM190 256V255H189ZM13 257V256H12ZM63 257V256H62ZM62 257H59V260H60V262H62V263H64V264H69V263H67L68 261H67V259L68 258H70V257H64V258H62ZM94 257V256H93ZM148 257L149 256H147V259H148ZM168 257V256H167ZM170 257H172V256H170ZM183 257V256H182ZM56 258V257H55ZM102 258V257H101ZM107 258V257H106ZM106 258H105V260H106ZM132 258V259H133ZM136 258V257H135ZM191 258V257H190ZM192 258H193V256H192ZM195 258V257H194ZM170 259V258H169ZM188 258H186V260H187ZM73 260H74V257H73ZM76 260H79V262H77V264H80V259H77L76 258ZM90 260H92V258H90ZM113 260H115V259H113ZM145 260V259H144ZM149 260H151L150 258H149ZM181 260H184V259H181ZM232 260H234V262L235 263H233L232 262ZM72 261V260H71ZM107 261V260H106ZM117 260H115V262H116ZM137 261H139V260H137ZM166 261V260H165ZM165 261H163V262H165ZM69 262H70V260H69ZM135 262V261H134ZM140 262V261H139ZM157 262V261H156ZM162 262V261H161ZM198 262H200L199 260H198ZM106 263V262H105ZM126 263H127V261H126ZM171 263V262H170ZM176 263V262H175ZM182 263H183V261H182ZM184 263H186V262H184ZM190 263H191V261H190ZM261 263V264H262ZM71 264H74V263H71ZM86 264H88V263H86ZM99 264H100V262H99ZM111 264H113V261L111 262ZM128 264V263H127ZM130 264H131V261H130ZM165 264V263H164ZM172 264V263H171ZM188 264V263H187ZM198 264V263H197Z\"/></svg>",
  "mask_w": 264,
  "mask_h": 264
}]
</instances>
